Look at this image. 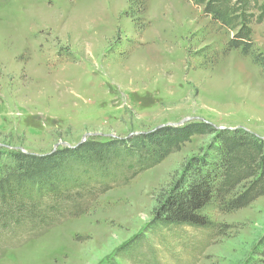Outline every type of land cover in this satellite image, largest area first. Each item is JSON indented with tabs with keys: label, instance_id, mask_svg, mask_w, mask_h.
I'll return each instance as SVG.
<instances>
[{
	"label": "rangeland",
	"instance_id": "374dc122",
	"mask_svg": "<svg viewBox=\"0 0 264 264\" xmlns=\"http://www.w3.org/2000/svg\"><path fill=\"white\" fill-rule=\"evenodd\" d=\"M207 1L0 0L2 154L191 126L161 142L167 154L145 169L131 167L134 159L107 163L102 172L112 177L80 215L1 237L0 264H245L252 256L264 195L238 209L212 201L203 212L210 227L151 223L184 164L213 153L217 133L264 139L263 0H222L238 24L243 18L252 55L227 48L234 31L205 14ZM84 171L99 178V169Z\"/></svg>",
	"mask_w": 264,
	"mask_h": 264
},
{
	"label": "trees",
	"instance_id": "16d2710c",
	"mask_svg": "<svg viewBox=\"0 0 264 264\" xmlns=\"http://www.w3.org/2000/svg\"><path fill=\"white\" fill-rule=\"evenodd\" d=\"M204 12L234 31L228 49L252 55L253 43L241 16L238 24V17L222 0L207 1ZM258 18L264 19V0ZM190 127L164 125L116 143L81 142L42 155L19 150L0 152V238H19L32 229L41 233L63 218L80 215L88 196L105 189V179L111 176L102 172L107 163H114L112 160L118 157L134 159L131 167L145 169L167 154L161 142L186 137ZM239 131H220L212 154L193 156L184 164L179 178L154 206L151 223L210 227L213 222L203 212L212 201L220 200L228 209H238L264 195V139L246 131H241L245 134L241 136ZM86 169H99V178L83 173ZM245 264H264V233Z\"/></svg>",
	"mask_w": 264,
	"mask_h": 264
},
{
	"label": "water",
	"instance_id": "95a60500",
	"mask_svg": "<svg viewBox=\"0 0 264 264\" xmlns=\"http://www.w3.org/2000/svg\"><path fill=\"white\" fill-rule=\"evenodd\" d=\"M169 125L177 126V125H180V123H176V124H169ZM161 126H163V125H161ZM161 126H158V127H161ZM158 127H156V128H158ZM156 128H154V129H156ZM154 129H153V130H154Z\"/></svg>",
	"mask_w": 264,
	"mask_h": 264
}]
</instances>
